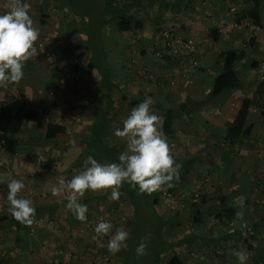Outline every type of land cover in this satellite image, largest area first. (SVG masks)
Returning <instances> with one entry per match:
<instances>
[{
    "label": "crops",
    "instance_id": "1",
    "mask_svg": "<svg viewBox=\"0 0 264 264\" xmlns=\"http://www.w3.org/2000/svg\"><path fill=\"white\" fill-rule=\"evenodd\" d=\"M189 3V11L176 16L179 20L175 28L195 39V51L190 56L169 57V51L161 49L155 41L157 35L150 29L138 33L137 40L127 49L130 52L125 50L129 62L116 73L119 90L125 96L122 99L118 91L113 95L116 103L105 114L110 119L106 139L125 149L123 138L114 135L115 128L123 126V120L136 106L130 100L139 98L140 103L152 97V110L162 117L170 154L181 165L180 178L173 181L171 188L156 194L154 210L162 218L163 235L191 234L183 258L185 264H238L233 255L238 248L247 251L246 264H264V115L260 107L263 88L256 92L261 82L259 67L264 62V11L261 26L243 34L235 30L233 15L247 7L244 0ZM58 10L64 12L62 8ZM68 22L70 34L78 35L76 49L80 53L85 50L81 27ZM229 48H241L246 55L236 68L239 86L213 95L211 85L219 70L218 56ZM157 51L162 53L160 57L156 56ZM192 60L197 62L196 66L191 64ZM134 62L139 65L136 70L132 69ZM52 63L46 59L37 65L29 58L24 63V77L16 84L21 91L15 103L23 104L26 110L39 111L43 122L29 124V130L17 136L0 134V213H9L6 197L7 181L11 178L23 181L25 189L19 195L30 199L35 208L31 225L17 220L0 223V264H67L66 259H71V264H88L86 261L91 260L103 264L99 258L105 253L109 258L105 264H119L126 248L110 252L106 247L110 233L117 229L129 231L135 217L141 227L150 219L144 211L133 217V208L125 197L112 201L107 193L89 190L80 201L87 205V219L80 221L65 207L67 191L53 194L52 188L58 187L60 180L84 170L88 155L100 163L109 162L85 145L94 122V109L105 106L97 72L82 64L78 71L95 86L90 92L83 86L71 89L64 85L66 67L58 68ZM140 68L149 74L151 82L134 79L143 74ZM245 97L252 102L248 114L251 133L247 138L230 141L226 139L227 127ZM56 115L64 121L76 119V124L81 117L87 118V125L68 135L72 126L56 121ZM48 122L64 127V133L52 142L37 134L44 131ZM239 197L244 198L243 203ZM90 218L94 224L110 221L111 232L93 240L94 230L84 226L90 224ZM52 224L60 225L59 230ZM166 224L171 229L165 233ZM75 226L79 231L74 237L73 256L65 253V245L54 249V241H59L55 244L58 246L71 239ZM112 257L115 261L111 263Z\"/></svg>",
    "mask_w": 264,
    "mask_h": 264
},
{
    "label": "trees",
    "instance_id": "2",
    "mask_svg": "<svg viewBox=\"0 0 264 264\" xmlns=\"http://www.w3.org/2000/svg\"><path fill=\"white\" fill-rule=\"evenodd\" d=\"M59 8L64 10L65 16L72 24H79L83 33L81 42L84 46L75 60L74 69L84 64L89 71H96L99 76L100 86L104 91V107L95 108L94 122L90 127V138L85 144L86 149L95 155L113 162L118 160L120 152L125 149L117 148L109 142L108 134L110 119L105 117L114 103L117 91L122 99L125 93L119 90L118 75L120 69L129 62L125 50L137 40L138 33H145L147 29L159 34L169 24L175 27L179 20L178 15H185L189 11V0H60ZM247 7L236 11L233 15L234 23L250 19L258 27L261 26V11H264V0H244ZM182 16V17H183ZM94 35V36H93ZM97 43L92 42V40ZM87 54V55H86ZM175 56L173 52L167 53ZM165 55V54H164ZM87 56V59H86ZM245 52L241 48H229L218 56L219 70L212 81V94L218 95L225 91L235 89L240 80L236 73L239 63L245 59ZM164 58V56H163ZM161 59V58H160ZM159 60V59H158ZM139 68L138 62L133 63V68ZM143 68L140 71L143 73ZM123 71V70H122ZM142 75H135L138 79L151 82L149 74L144 71ZM112 73H115L112 75ZM134 73V72H133ZM150 73V71H149ZM151 74V73H150ZM146 76L143 77V76ZM263 88L261 113L264 115V80L259 83L256 92ZM132 105L139 103V98L130 100ZM251 99H241L240 109L226 130V139L237 140L247 138L251 133L248 123ZM43 122L37 110H26L23 104L10 100L0 101V134L17 136L29 130V124L38 125ZM64 133V127L58 123L48 122L44 131L37 133L43 140L52 142ZM125 144V142L123 143ZM126 147V144L124 145ZM157 192L150 195L139 193L136 188L128 184L120 187V196L125 197L133 208V217L144 211L150 222L140 226L136 217L128 231L129 237L124 255L119 264H185L183 258L186 254L187 244L191 234L185 233L177 236L166 237L163 235V221L155 213L154 206L158 202ZM3 221L15 222L10 213H0V223ZM179 227V225H178ZM126 228V227H125ZM129 228V226L127 227ZM147 236L146 248L143 254L136 252L140 238ZM82 245V242H81ZM122 255V254H121Z\"/></svg>",
    "mask_w": 264,
    "mask_h": 264
},
{
    "label": "clouds",
    "instance_id": "3",
    "mask_svg": "<svg viewBox=\"0 0 264 264\" xmlns=\"http://www.w3.org/2000/svg\"><path fill=\"white\" fill-rule=\"evenodd\" d=\"M30 4L26 0H8L7 11L0 14V88L15 85L24 77V63L36 52L34 42L38 39L39 29L34 27L29 14ZM154 100L146 97L131 109L123 120V126L115 128L114 135L123 138L126 147L120 152L117 161L100 163L88 155L84 170L70 179L59 181L53 187V194L65 193V207L73 212L80 221L87 219V205L81 203L86 191L107 193L112 201L119 200L120 187L128 184L139 193L152 194L163 188H171L178 180L181 165L170 154V147L163 133L162 117L152 110ZM7 211L18 222L31 225L35 216L32 201L19 195L25 184L22 180L11 178L7 181ZM243 197H239L243 203ZM110 221L100 220L95 228L93 240L109 234ZM129 233L117 229L107 241L110 252H118L127 247ZM147 236L140 238L136 252L143 254ZM103 246V245H102ZM233 255L238 264H246L248 253L242 248L234 249Z\"/></svg>",
    "mask_w": 264,
    "mask_h": 264
},
{
    "label": "rangeland",
    "instance_id": "4",
    "mask_svg": "<svg viewBox=\"0 0 264 264\" xmlns=\"http://www.w3.org/2000/svg\"><path fill=\"white\" fill-rule=\"evenodd\" d=\"M26 2L29 3L31 6L29 9V14L31 18L33 19L34 27L39 29L38 39L34 42V47L36 48V52L30 58H33V61L34 62L36 61L37 65H40L44 60L48 59L51 62H53L52 64L56 65L58 68H60V66L66 67V77L64 78V85L67 84V86L71 89H74L79 86H83V87H86V89H88L89 92L92 91V87L95 85H92L91 82L90 83L87 82L86 77L84 76L83 73H81V71H75L74 69V65H75L74 59L77 57L80 51L76 49V47L78 46L76 43L78 41L77 40L78 35L70 34V30H67L68 29L67 22L69 21V19L66 18L65 13L63 11L58 10L59 9L58 6H60L61 1L60 0H26ZM7 4H8V0H0V11H1L0 14L8 10ZM180 32H182V30H180ZM96 41H94V39L92 40V42L94 43H97ZM128 52H130V50ZM132 56H136V55L132 54ZM11 88L12 86H9L7 88H2L0 90L1 100L6 99V100L13 101V102L18 100L21 87H19L18 85H15V91H12ZM56 88H57L56 90H61V88L60 89L58 87ZM52 116H54V114H52ZM72 116H75V114L72 113ZM78 118L80 117L78 116L77 119ZM55 120L62 122L65 125L69 123L68 126H72L70 127L72 131L70 128H68L69 129L68 135H71V133H74L75 128L80 127L81 131L84 130L85 126L87 125V121H88L87 118L81 117L80 123L78 122L76 124V121H77L76 119H73L70 117L69 120L64 121L61 115H56ZM37 151L42 152L41 150H37ZM90 219L91 221L87 222L90 224H87L84 226L85 228H89L91 231V230H94L92 226L96 224H94L93 218H90ZM119 219H122V221H125L123 217H119ZM125 222L127 224V221ZM120 225L121 224H117L116 226L120 227ZM51 226L52 227L58 226V230H59L60 225L52 224ZM85 228L83 227L82 229L89 230ZM164 228H165L164 230L165 233L167 231H170L171 229L170 224H166ZM73 229L76 231V226L73 227ZM78 231L79 230L71 234L72 236L71 239H67L65 244H59L58 246H56L55 244L59 241H54L53 248L57 249L65 245V248H67V251L65 253L69 254L70 256H73L71 252L75 250V248L73 247V242H75L74 237L77 235ZM112 233H110V235H112ZM65 261H67V264H71L72 260L66 259ZM114 261L115 260L112 257L110 259V262L112 263ZM87 262L99 264V262L96 263L92 260L86 261V263ZM52 264H54V262Z\"/></svg>",
    "mask_w": 264,
    "mask_h": 264
},
{
    "label": "built area",
    "instance_id": "5",
    "mask_svg": "<svg viewBox=\"0 0 264 264\" xmlns=\"http://www.w3.org/2000/svg\"><path fill=\"white\" fill-rule=\"evenodd\" d=\"M234 28L238 33L246 34V32L252 33L256 31L258 26L255 25L251 20L244 19L241 20L239 23H234ZM155 41L158 45H161L162 50L169 52L171 51L175 55L190 56L195 51V39L190 35H186L185 33L179 32L175 27L167 26L166 28H164L159 34H157V36L155 37ZM161 54L162 53L160 51H157L156 56L160 57ZM191 64H193V66H196L197 62L192 60ZM259 68V78L261 81H263L264 62ZM108 260L109 258L106 255L99 258V261H101L103 264H105Z\"/></svg>",
    "mask_w": 264,
    "mask_h": 264
}]
</instances>
